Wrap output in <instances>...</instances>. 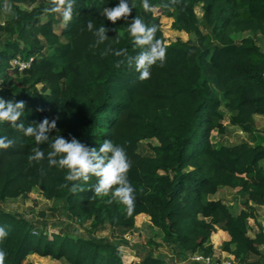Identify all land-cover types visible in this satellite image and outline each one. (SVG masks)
<instances>
[{"label":"trees","instance_id":"obj_1","mask_svg":"<svg viewBox=\"0 0 264 264\" xmlns=\"http://www.w3.org/2000/svg\"><path fill=\"white\" fill-rule=\"evenodd\" d=\"M40 1L43 4L25 12L14 6L5 28L18 37L0 47V72L7 78L8 69L20 72L27 89L43 83L41 90L15 92L0 82V98L5 103L24 101L17 123L25 127L45 117L49 123L58 119L56 129L46 133L49 140L39 145L12 124L0 123V137L14 141L0 149V202L32 196L39 189L46 198L63 201L67 218L91 221L93 231L107 224L127 231L145 213L181 254L212 255L220 246L223 256L260 264L264 226L258 223L251 235L248 218L256 216L249 201L264 204V144L244 139L215 146L211 136L216 128L225 130L221 95L232 121L246 130L252 129L256 114L264 115V48L256 37H264V0H147L152 6L147 11L142 0H75L72 19L61 31L49 13L55 5ZM121 2L130 14L113 24L104 10ZM163 14L174 18L173 27L193 32L195 38L166 43ZM135 18L147 28L156 25L153 43L159 39L166 48L164 66H150L146 80L139 79L135 61L151 45H137L128 33ZM101 26L108 29L107 39L98 42L95 33ZM166 27L170 35V25ZM34 29L44 40L34 35L33 46L21 43L19 37ZM233 32L251 34L236 39ZM43 44L50 51L40 54L37 48ZM121 49L124 53L117 55ZM18 55L33 57L31 64L23 69L12 66ZM117 62H122L119 68ZM57 136L69 143L76 138L97 154L104 140L124 147L131 161L128 179L135 189L131 214L111 196L94 197L91 185L96 177L68 182L66 168L49 166L48 152ZM148 137L159 140L152 144L153 154L138 149L140 140ZM36 147L45 158L29 161ZM65 183L68 188L61 187ZM73 185L82 190L71 192ZM220 186L239 187L248 207L233 213L223 198L211 197ZM0 227L7 233L0 241V250L7 253L5 264H34L29 260L32 253L66 258L72 264H181L152 249L140 252L107 236L77 233L69 224L48 230L38 220L1 206Z\"/></svg>","mask_w":264,"mask_h":264},{"label":"rangeland","instance_id":"obj_2","mask_svg":"<svg viewBox=\"0 0 264 264\" xmlns=\"http://www.w3.org/2000/svg\"><path fill=\"white\" fill-rule=\"evenodd\" d=\"M41 3L42 1L40 0H31L23 3H12L10 0H0V24L4 26V28H0V47L3 46L5 40L18 37L17 34H12L5 28L8 26V20L14 14V6H18L20 11L25 12L40 5ZM6 5L11 6V13H6L4 11ZM63 10L64 9H61L58 12H52V9H50L49 11V13L52 14V16L55 18V29L57 31H61V28L65 23L62 19ZM197 11L199 16L201 17L203 14L202 3L197 4ZM46 18L47 16H42L43 20H46ZM173 19L174 18L172 16H167L165 14H163L161 17L166 43H170L171 41L179 37L183 40L195 38V34L193 32L187 30H179L173 27ZM167 25H170V29L172 31L170 35L167 34L169 29L166 27ZM246 34L251 33L233 32V36L236 39H240ZM34 35L41 38V40H44L42 33L37 29H34L32 33H25L24 35L19 37V39L21 43L33 46ZM256 37L262 48H264V37L261 34L256 35ZM45 44H43L42 46L40 45L37 48L40 54L50 51L49 47H47L48 45ZM8 71H10L11 74L8 78L4 76L5 74L3 72H0V82L7 84L15 92H22L26 90L37 92L41 90V86L43 83H39L35 87L27 89L23 85L24 76L22 73L13 72L12 69H8ZM226 100L227 99L225 98V96L221 95V108L224 111V118L222 119V121L225 125V130L221 132L216 128L212 131L211 139L214 145L220 146L222 144H233L244 139H250L255 143L264 144V115H256L252 129L246 130L239 124H236L232 121V111H230L225 106ZM158 142L159 140L156 137L143 138L139 142L138 149L144 154H153L154 151L152 149V144H156ZM261 162L264 165V159ZM217 195L223 198V200L229 205L233 213H238L246 205L248 207L247 195L239 187H220ZM249 203L253 204V207L256 210V216H251L248 218L249 233L251 235H255L258 229V223H261L264 226V205H255L250 201ZM0 206L15 213H20L26 215L29 218L38 220V222L43 226L46 225V228H48V230L54 228H62L66 226V224H69L73 231L77 233H81L87 236L93 233L99 236H107L110 237L113 241H122L128 243L130 247H135L140 252H145L152 249L157 254H162L166 256L167 259H173L181 264H186L188 262L194 261L192 258V254L186 255L179 253L177 246L173 242L165 238L162 231L151 222L149 216L146 214L138 215L136 218L135 226L127 231L114 228L109 224H107L105 227L93 231L91 227V221L80 223L78 221H73L71 217L67 218L63 201L58 199H48L42 194L39 189H35L32 196L6 198L5 200L0 202ZM216 251L218 254L220 253V256H223L220 246L219 248H216ZM29 260H31L34 264H72L66 258L58 259L51 255H41L37 253H32L29 256ZM260 264H264V255L260 257Z\"/></svg>","mask_w":264,"mask_h":264},{"label":"clouds","instance_id":"obj_3","mask_svg":"<svg viewBox=\"0 0 264 264\" xmlns=\"http://www.w3.org/2000/svg\"><path fill=\"white\" fill-rule=\"evenodd\" d=\"M55 5L52 8V12H58L64 9L62 12V19L65 23H68L72 19V10L75 0H50ZM135 6V5H133ZM142 6L147 11L152 7L148 4L147 0H142ZM6 13H11L12 9L10 5H6L4 8ZM131 9L127 4L121 2L118 7L106 8L104 15L107 20L113 24L121 17H127L130 14ZM88 27L91 29L92 22H88ZM158 28L153 25L151 28H147L144 22L140 18H135L134 22L129 26L128 33L133 37L137 45L150 44L151 48L148 52L141 53L135 61V71L139 73L140 80L149 79L151 72L150 66L159 62V67L164 66L166 60V48L161 40L157 39L153 43L155 33ZM108 31L105 27L101 26L95 33L99 37L98 42H103L107 39L105 33ZM124 49L119 50L116 54L122 55ZM122 62H117L116 67L119 68ZM25 108L24 101L5 103L3 98H0V123H10L14 127L20 129L26 137H33L37 145L48 141L49 137L46 133L53 129H56V122L58 117L52 119L51 123L47 117L38 125H28L25 127L23 123H17L20 120ZM14 144L12 139L8 137H0V149H8ZM51 151L48 152V164L50 167L57 166L60 169H67L68 172L65 176V180L68 182H74L83 179L84 182H88L91 176L96 177V183L91 185V190L94 193V197H108L111 196L117 202L126 206L129 214L134 209L135 197L132 193L135 192L134 187L128 179V173L131 169V161L129 160L127 153L123 146L114 144L111 140H104L100 147V154L93 149L91 152L85 147L78 139L73 138L71 142H67L60 136H57L50 145ZM33 154L29 155V161L39 162L45 158V153L39 147L32 149ZM109 153L111 155L109 156ZM56 157H60L57 161ZM61 187L68 188L67 183L61 185ZM71 192L82 190L78 189L76 185H73L69 189ZM111 203V200L106 201ZM7 237L3 227H0V241ZM7 253L4 250H0V264H5Z\"/></svg>","mask_w":264,"mask_h":264},{"label":"built area","instance_id":"obj_4","mask_svg":"<svg viewBox=\"0 0 264 264\" xmlns=\"http://www.w3.org/2000/svg\"><path fill=\"white\" fill-rule=\"evenodd\" d=\"M32 59L33 57L28 60L23 59L18 55L11 60V64L19 69H23L31 64ZM192 258L193 260L199 261L200 264H244L232 256H220V253L218 254L216 250L212 255L196 252L192 254Z\"/></svg>","mask_w":264,"mask_h":264},{"label":"crops","instance_id":"obj_5","mask_svg":"<svg viewBox=\"0 0 264 264\" xmlns=\"http://www.w3.org/2000/svg\"><path fill=\"white\" fill-rule=\"evenodd\" d=\"M256 115H262V114H256ZM256 115H255V117H256ZM220 187H223V186H220ZM219 187V188H220ZM226 187V186H225ZM219 190V189H218ZM218 192V191H217ZM211 197H220V196H218L217 195V193L215 194V195H211ZM251 203H254L255 204V202H253V201H250ZM253 205V204H252ZM255 205H264V204H255ZM255 209V208H254ZM256 211V210H255ZM142 214H145V213H141V214H139V215H142ZM219 248V247H218ZM221 248V247H220ZM225 253V252H224Z\"/></svg>","mask_w":264,"mask_h":264}]
</instances>
